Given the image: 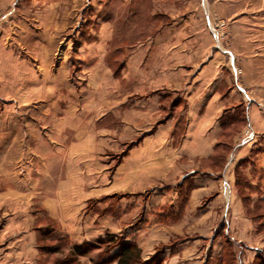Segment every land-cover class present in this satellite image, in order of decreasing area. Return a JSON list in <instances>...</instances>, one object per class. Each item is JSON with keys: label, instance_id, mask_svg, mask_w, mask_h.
Segmentation results:
<instances>
[{"label": "rangeland", "instance_id": "1", "mask_svg": "<svg viewBox=\"0 0 264 264\" xmlns=\"http://www.w3.org/2000/svg\"><path fill=\"white\" fill-rule=\"evenodd\" d=\"M235 1L237 4H233ZM198 10L203 11L206 20L208 18L207 33L203 32L204 29H194L200 23L196 16ZM236 16L239 18L234 19ZM170 24L178 31L175 49L178 65L201 64L194 66V71L200 73L206 60H216L219 66H207L201 76L206 78L214 72H221L234 83L236 92L242 95L245 103L251 105L254 102L264 116V108L260 106H264V99L257 103L253 100L254 89L247 87L244 69L247 62L260 53L258 50L264 52V0H12L0 8V205L18 206L17 215L2 207L0 227L12 230L15 227L27 233H22L21 238L9 247L14 254L22 252L16 250L22 244L19 241L28 242L34 234L38 249L32 246V251L44 254V263L115 264L110 258L114 256L118 261L117 256L124 244L138 247L137 243L123 239L126 233L132 234L133 238L140 223L146 219L143 213L136 220L123 221L122 226H125L113 231L115 234L103 232L104 236L98 240L94 237L97 234L95 230L87 227V217H83L78 225L87 231L78 228L80 236L89 235L92 245L83 242L87 252L76 254L69 250L80 245L73 242L71 247L68 246L70 239L64 234L58 257L46 250L47 246L55 243L47 240L45 233L58 223L41 209L42 202L49 197L56 198L54 194L61 186L74 190L78 211L93 193L111 190L114 199L120 200L128 192L142 189L143 195L148 197L159 187L165 190L168 182L178 181L182 171L191 172L201 165L209 174L192 180L196 183V197L192 198L186 213L177 214L179 220L169 223V227H150L143 233L146 240L143 239L145 242L141 245L148 252L155 246V254L142 256V264H157L153 257L156 254L161 257L164 248L174 243L176 252L166 258V263L162 259L161 264H264V140L261 134H257L258 127L255 130L254 123L247 118L243 125L234 129L228 142L235 144L234 147L225 158H217V161L207 160L200 164L196 159L201 157L198 150L192 149V142L187 140L174 145V149L169 147L171 153L167 149H155L153 158L141 157L139 165H120V150L113 151L117 153L113 154V160L100 153L93 162L84 159L80 165L74 164L76 158L73 164L70 161L72 146L82 143L83 139L94 140L96 137L98 141L102 135L110 134L120 141L122 102L127 93L131 94L138 88L135 77L130 80L121 77L120 61L143 41L148 39L150 42L159 30H168ZM191 24L195 27L189 32ZM235 26L239 32L234 31ZM75 32L81 42V52L76 50L73 55L81 65L80 70H74V75H71L68 71L71 57L68 55V65L60 68L58 62L53 63L50 52L63 40V34ZM218 46L221 50L216 48ZM107 51L113 65V76L96 61L98 58L103 60L102 55ZM61 56L65 58V54ZM68 74L79 83L71 84ZM74 86H78L79 92ZM141 88L147 90L143 86ZM70 92L76 98L64 101ZM28 114L34 120L33 131L29 133L26 131L30 127L25 126ZM9 122L14 126L9 128ZM260 124L264 125V122ZM41 126L44 127L42 131ZM96 130L99 135H96ZM237 133L240 136L236 142L233 137ZM203 134L194 133L190 141L203 138ZM48 140L62 144L61 153L52 151V146L46 143ZM256 141L263 144H252ZM172 143L176 144L164 138L159 144ZM255 145L259 148L254 149ZM165 155L168 157L166 162H159L158 156ZM241 160L245 161L240 163ZM211 170L220 171V177L211 174ZM106 174H109V179ZM66 181L71 184L65 185ZM9 190L20 193L8 196ZM211 193H217L219 197L215 196L213 200L209 197L205 201V195ZM102 199L104 197L88 199V207L103 202L100 201ZM202 201L203 206L198 207ZM29 207L32 208L31 218L38 220L37 216H41L40 220L45 224L41 227L44 229H39L40 223L36 221V232L32 235L26 229L30 222V219H25ZM10 217H16L17 221ZM149 232L155 236H150ZM9 234L12 237L14 233L10 231ZM56 237L61 236L58 234ZM110 237H115L114 242ZM232 237L236 241L244 238L239 241L241 248L248 243L250 249L245 251V247L243 255L239 254L238 246L235 252L231 248L229 250ZM186 238L190 239L182 242ZM162 240L165 241L160 242ZM204 248L206 251L202 256ZM19 263L0 261V264Z\"/></svg>", "mask_w": 264, "mask_h": 264}, {"label": "crops", "instance_id": "2", "mask_svg": "<svg viewBox=\"0 0 264 264\" xmlns=\"http://www.w3.org/2000/svg\"><path fill=\"white\" fill-rule=\"evenodd\" d=\"M11 1L12 0H0V8L4 7V5H7ZM183 1L187 2V0ZM236 2L237 1L233 4H237ZM192 4V6H194V3ZM196 16L200 22L197 24L198 28H194L195 26L191 24L189 32L194 29H204L203 32L207 33L206 28L208 27V18L206 20L203 11L199 10L196 12ZM238 18L239 17L236 16L234 19ZM172 25L173 24L169 25L167 28L168 30H159L155 33L150 42L147 39L131 52H127L126 57L123 56L120 61L122 69L120 74L121 77L124 79L129 78V80L135 77L138 84L137 90L135 92L133 91L131 94L127 93L125 95V100L122 102L121 108L123 111L121 114L122 126L121 137L119 138L120 141L115 140L116 138L110 134L107 136L102 135L98 141H96V137H94V140H88L83 139V137L80 136L84 141L80 144H74L71 148L73 150L71 153L74 154V156L73 154L70 156L72 164L74 158L77 160L74 164L78 163L80 165L84 159L92 160L91 162L96 161L97 154L100 153L103 156L105 155L106 159L109 158L113 160V154H117L113 151L120 150V165H139L142 162L141 157L153 158L152 156L155 155V149H167L169 152V147L174 149L175 146H178L177 144L184 140L192 142L190 147L198 150L201 157H196V159L200 164L203 163L202 161L218 160L217 158H219L220 155H228V153H224L221 148L228 147L231 150L234 147L235 144H230L228 142L234 134V129L238 127V125H243L245 118H247L250 123H254L255 130L256 127H258L257 134H261V136H263L262 139L264 140V125L260 124L261 121L264 122L262 120L264 116L261 114V109L259 110L254 102H252L251 105L246 104L242 95L236 92L234 83H232L230 78L222 75L221 72H214L212 76L206 78L201 76L203 73L202 70L206 69L207 66L215 65L216 60H206L202 64L203 67L200 68V73L194 71V66L198 67L201 64L192 63L193 66H187L188 64L178 65L175 51L178 31L176 28H172ZM235 27H233L234 31L238 30L239 32V28L236 27V29ZM262 31H264V29H262ZM166 32L168 34H166ZM62 36L63 40H60L59 45L57 44L50 53H52L53 63L54 61L58 62L60 68L63 67V65H68L67 62L69 60L67 58L69 55L72 61L69 62L71 68L69 67L68 71L69 74L72 75L73 72L75 73L74 70H80L81 64L75 59L73 54L76 50L77 52H81V42L78 39V34L76 32L72 34H63ZM216 48L219 49L220 47L218 46ZM258 52L260 53H257V55L249 60L246 66H244L245 81L247 87L254 89L253 100L256 103L264 99V52H261V50H258ZM62 53L65 54V58H62ZM106 53H108V51L102 55L103 60L99 61L100 58L97 60L96 58L94 59L98 61V66H104V68L109 70L113 76L114 74L111 71L113 66L111 65L112 61L108 58ZM216 65L219 66L218 64ZM69 74L68 78L70 79L71 77ZM227 76L229 75L227 74ZM65 82L69 81L65 79ZM70 82L75 85L76 82L79 83V80L74 81L71 78ZM68 86L70 87V85ZM141 86L145 87L147 90H142ZM74 89L78 90V86H74ZM79 90L77 92H79ZM67 94L68 99H64V101H73L76 98L74 97L75 94H73V92ZM130 101H132V103H130ZM260 106L264 108L262 104ZM33 121L34 120L29 117L28 114V118H25V126L30 127L27 128V133L33 131L31 129L33 127ZM58 121L59 120L57 119V124ZM8 124L9 128L14 126L10 122ZM41 127L40 130H44V127ZM97 132L98 130H96V135H99ZM194 133L205 134H203V138H193L192 141H190ZM238 136H240L239 133H237L236 136L234 135L233 141L235 140L237 142L239 139L237 138ZM164 138H169L171 142L175 141L176 144H159ZM99 141H101L102 144H100L101 142ZM224 141L227 142H225V144H220ZM46 143L50 144L52 146V151L58 154L61 153L60 148H64L62 144H55L54 140H48ZM187 144H184V146ZM243 144L249 143L244 142ZM252 144L263 143L256 141ZM258 148L259 145H255L254 149ZM257 155L262 156V154ZM166 158H168L167 155L164 157L158 156V161L160 160L159 162L164 163L166 162ZM243 161L245 160H241L240 163ZM132 173L134 172H131V174ZM214 173L218 175L220 171L214 172L211 170V174ZM99 174L102 176L105 175L103 173ZM207 174H209V172L201 165L197 170L191 172L186 170L185 172L182 171L178 181L168 182L165 190H160L159 187L156 191H152L148 197H146L147 195H143L142 189L128 192V194L124 195L120 200L114 199L115 195L111 194V190L110 192L105 191L101 194L93 193L88 196L87 200L104 197V200H100L103 202H100L95 206L92 205L93 207H88V201L86 200V204H84L83 207H80L79 211L75 206L78 202H76L74 198V190L65 189V186H61L54 194V197L56 196V198L49 197L41 204V209L47 212L46 215L50 216L58 223V225L48 228L50 231L45 233L46 236L44 237L55 243V245L47 246L46 250L48 253H55L59 257L58 252L62 249L61 240L63 239L64 234L68 235L70 239V241H68V246L70 245V247L73 245V242L78 243V245H82L83 242H89V244L92 245L93 242L89 240V235L86 237L80 236L81 231L78 228L85 227L79 226L78 222L81 221L83 217H87V222L89 224L87 227H89L90 230H95L97 234L94 237L98 240V238L103 237L106 232L115 234L113 231H119L125 226H122L123 221L124 223H127L129 219L136 220L140 217V214L143 213V216H145L146 219L140 223V228L135 231L136 234H134L132 238V234L126 233L123 241L137 243L138 248L142 252V256L149 257L151 253L155 254V246H153L152 251H146L147 249L141 245L145 242L143 239L146 240V236H143V233L149 230L150 227H169V223L178 221L179 219H177L178 217L176 215L182 212L185 214L187 207L191 204L192 198L196 197L194 194L196 191V183L192 180H195L196 176H205ZM106 175H108V177H106L109 179V174ZM124 177L125 176L122 177L121 181ZM127 177H129V173L127 174ZM69 179L70 178L68 177V180ZM70 184V182H65V185ZM249 186L250 189H252L251 183ZM18 193L20 192L9 190L6 194L8 196H17ZM251 195H253V193ZM215 196H217V193H211L208 196L205 195L204 199L206 201V198L210 197L211 200H213ZM217 197H219V195ZM95 201L96 203L99 202V200ZM203 202L204 201H202L198 207L203 206ZM16 205L17 204H11L2 207H4L3 210L9 209L10 211H14L13 214L17 215L16 208H18V206ZM2 207L0 205V212ZM206 207L207 205H205V208ZM30 210H32V208L29 207V214L28 216L25 215V219H30L26 229L29 230V233L31 234L35 231L34 224L36 221L40 223L39 229H44L45 227H41L45 224L43 221L41 222V216H37V218L39 217L38 220L31 218ZM165 211L167 212L164 213ZM27 212L28 211H26V213ZM10 218L17 221L16 217ZM2 227L3 226L0 227V261L8 262L14 260L20 261L19 264H49L44 263V258H42L45 257L44 254H40L38 250L33 253L32 246H35V248L38 249V244H36L38 241L36 242V236L34 234H31L32 237L29 238L28 242L20 240L19 242L22 244H20V248L16 250L22 252L14 254V252L10 251L9 247L14 245L16 243L15 241H17L18 238H21V234H25L26 231H18L15 227L13 230L8 227L2 229ZM103 228H105V230H103ZM84 230L87 231L86 228ZM10 231L14 233L12 237L11 234H9ZM58 234L61 237H56ZM148 234L150 236H155L153 232H149ZM53 235H55L54 238L52 237ZM141 235L142 238L140 237ZM187 239L190 238H186L185 240H182V242ZM239 239L245 240L244 238ZM140 240H142V242H140ZM229 240L232 243L231 249L233 252H235V249L237 251L236 246L240 248L238 252L241 255H243L245 247V251L250 249L248 243H245L246 246L241 248L240 240L236 241L233 237ZM163 241L165 240L160 242ZM211 241L214 242L213 238H211ZM208 245L209 244L206 243V248H208ZM176 247L177 246L174 243V245L170 244L164 248V251L161 254V259H163L165 263L166 258L171 253L174 254L176 252ZM206 248L202 250V256L205 253ZM30 249L31 251H29ZM71 250H73L72 247L69 251ZM116 251L118 250L116 249ZM110 259L113 263L117 264L118 261L114 259V256L113 259ZM191 261L192 260H190V262ZM190 264L193 263L191 262Z\"/></svg>", "mask_w": 264, "mask_h": 264}, {"label": "trees", "instance_id": "3", "mask_svg": "<svg viewBox=\"0 0 264 264\" xmlns=\"http://www.w3.org/2000/svg\"><path fill=\"white\" fill-rule=\"evenodd\" d=\"M227 146V145H226ZM222 151L224 153H229L230 151V148L226 147V148H221ZM226 156V155H224ZM224 156H219V158H223ZM219 160V159H218ZM222 160V159H221ZM217 161V160H215ZM110 241L114 242V237H110ZM85 245V244H84ZM75 246L74 247V253L76 252V254H79V253H85L87 252V249H86V245L85 246ZM231 247H229V250H230ZM232 250V249H231ZM227 251V250H226ZM232 257H233V254L232 253H229ZM83 255V254H81ZM158 254H156L154 257H153V261H157V264H161V257H157ZM117 259H118V263L117 264H142L143 263V258H142V252L141 250L137 247V246H134L132 244H124L121 251L119 252L118 256H117ZM228 259V258H227ZM227 261V260H226ZM234 261V260H233ZM235 264V262H234Z\"/></svg>", "mask_w": 264, "mask_h": 264}, {"label": "built area", "instance_id": "4", "mask_svg": "<svg viewBox=\"0 0 264 264\" xmlns=\"http://www.w3.org/2000/svg\"><path fill=\"white\" fill-rule=\"evenodd\" d=\"M215 35V34H214Z\"/></svg>", "mask_w": 264, "mask_h": 264}]
</instances>
